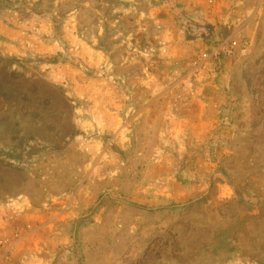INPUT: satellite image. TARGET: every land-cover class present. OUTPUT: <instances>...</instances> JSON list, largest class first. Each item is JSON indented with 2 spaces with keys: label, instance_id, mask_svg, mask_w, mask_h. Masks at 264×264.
I'll use <instances>...</instances> for the list:
<instances>
[{
  "label": "rangeland",
  "instance_id": "rangeland-1",
  "mask_svg": "<svg viewBox=\"0 0 264 264\" xmlns=\"http://www.w3.org/2000/svg\"><path fill=\"white\" fill-rule=\"evenodd\" d=\"M232 2L212 37L0 0V264H264V0Z\"/></svg>",
  "mask_w": 264,
  "mask_h": 264
},
{
  "label": "crops",
  "instance_id": "crops-1",
  "mask_svg": "<svg viewBox=\"0 0 264 264\" xmlns=\"http://www.w3.org/2000/svg\"><path fill=\"white\" fill-rule=\"evenodd\" d=\"M233 0H184L182 9L189 12L187 19L199 31L198 35H216L221 30L220 25L231 13ZM186 2H189L188 4ZM196 34V35H197ZM211 37V36H210ZM179 45V44H178ZM207 67H202L199 72L207 71ZM201 74L197 80H201Z\"/></svg>",
  "mask_w": 264,
  "mask_h": 264
},
{
  "label": "built area",
  "instance_id": "built-area-1",
  "mask_svg": "<svg viewBox=\"0 0 264 264\" xmlns=\"http://www.w3.org/2000/svg\"><path fill=\"white\" fill-rule=\"evenodd\" d=\"M227 54L230 55V54H231V51H228ZM206 58H207V55L204 54V55H203V59H206Z\"/></svg>",
  "mask_w": 264,
  "mask_h": 264
}]
</instances>
